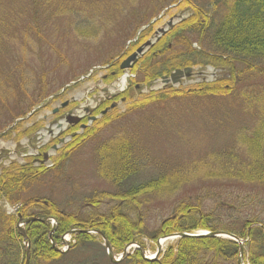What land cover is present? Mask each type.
<instances>
[{
	"label": "rangeland",
	"instance_id": "rangeland-1",
	"mask_svg": "<svg viewBox=\"0 0 264 264\" xmlns=\"http://www.w3.org/2000/svg\"><path fill=\"white\" fill-rule=\"evenodd\" d=\"M170 1H176V5ZM212 1L192 0L194 5L205 10L210 8ZM191 13V8L180 5V0H0V169L14 161L22 164L26 156L38 153L48 155L50 162L43 166L49 168L53 160L63 156L73 131H77L75 136L92 133L89 140L82 139L80 146L63 160L59 175L52 176L53 172H48L43 184L31 185L28 190L32 197L51 199L60 205L59 208L85 215L91 208L89 204H81L82 200L86 203L93 193L113 191L96 169L97 149L107 142L115 147L125 146L131 154L130 160L136 161L138 172L127 179L124 186L138 185L158 176L166 177L171 186L183 183L180 191L170 199L151 197L138 207L143 228L136 242L147 257L155 256L158 250L162 237L151 238L160 222L171 215L174 204L186 197L194 204L196 201L192 200H200L204 212H211L221 224L232 228L240 222L238 219L257 216L264 221V198L263 201L259 199L261 194L264 196V187L252 188L227 180L229 174L238 171L244 174L245 165L264 159V72L251 73L243 63L234 62L232 75L235 78L231 79L230 92L224 96L190 95L138 108L133 105L136 99H142L151 91L164 90L161 77L149 84L142 82L144 66L153 61L143 55L144 60L135 72H120L112 81L106 78L116 71L117 62L128 54H124L126 51L153 41L159 36V29L168 28L167 22H171V26L174 24L173 29ZM223 15V10L214 13V24ZM154 19L145 31L137 34ZM173 40L165 46L180 49ZM188 40L193 47L200 48L194 34L189 35ZM203 47H206L204 43ZM259 67L264 69V62ZM201 69L192 67L191 76L172 88H188L231 77L230 72L209 65ZM122 76H126L124 91L132 82L125 101L122 103L115 98L116 108L100 116L99 111L108 105L102 101L111 92L118 94ZM73 82L75 84L66 87ZM121 94L111 95V98ZM63 103L67 105L62 108ZM84 106L97 107V119L90 120L87 127L80 130L78 127L69 129L66 125L60 130L55 127L73 110L84 116L81 109ZM30 109L37 112L30 120L29 117L25 119L18 129L23 131L40 121L41 127L36 133L29 138L16 137L15 132L8 134L14 122L25 118ZM54 109L58 110L56 114H52ZM104 118L110 121L101 126ZM61 137L65 138L63 144L58 143ZM44 145H56L58 149L46 151ZM38 165L35 162V166ZM249 195H256V201L262 204L243 206L238 213L226 211L238 201L246 203L243 198ZM16 209L17 205L0 201L2 212L15 214ZM107 209L102 205L100 212ZM130 210L126 209L125 213ZM19 229L24 231L25 225ZM200 232L203 230L194 231V234ZM92 236L95 237L93 247L72 249L71 255L76 262L114 264L109 261L103 240L98 235ZM61 238L55 243L57 249L66 250L74 244L73 236H67V247L61 243ZM176 241L165 239L157 259ZM134 251L131 248L129 253ZM121 253L114 252L115 258ZM124 261L126 259L116 264Z\"/></svg>",
	"mask_w": 264,
	"mask_h": 264
},
{
	"label": "trees",
	"instance_id": "trees-1",
	"mask_svg": "<svg viewBox=\"0 0 264 264\" xmlns=\"http://www.w3.org/2000/svg\"><path fill=\"white\" fill-rule=\"evenodd\" d=\"M170 3L175 4L176 1ZM181 4L189 6L192 13L169 30L145 54L144 58L153 62L144 66L145 74L142 75V82L149 84L176 69L199 67L202 70L201 68L208 65L230 72L231 77L218 78L211 83L201 82L188 88L167 87L164 90L151 91L142 99L133 102L135 108L190 95L224 96L230 92L231 79L235 78L232 75L234 62L246 65L248 72H264V69L259 67L264 62V0H213L207 10L194 5L192 0H182ZM220 10L224 11V15L217 24H214V13L217 14ZM193 34L200 47L198 49L188 40V36ZM172 38L174 39L172 42L175 46L179 45L180 49L173 50V47L168 49V46H165ZM203 43L206 47H203ZM144 58L139 60L138 65H141ZM119 74L118 71L117 75ZM240 74L243 75L244 72ZM41 98L42 95L39 96V99ZM108 121L110 120L107 118L103 120L101 126L108 124ZM40 126L34 124L33 128L19 131V125H16L8 134L15 132L16 137L29 136ZM88 135L90 137H87ZM91 135L92 133H86L72 138L66 146L67 153H64L65 149L62 157L52 161L51 168L41 164L35 166L32 159H25L22 164L14 161L0 169V201L17 205L14 215H6L0 210V264L25 263L22 237L15 227L18 217L54 219L56 228L52 239L56 243L64 233L73 229L98 231L109 242L113 252L120 253L126 245L141 236L143 221L138 207L151 197L170 199L180 191L182 182L171 186L164 176H158L138 185L124 186V182L138 172L136 161L130 160L131 154L125 146L115 147L107 142L97 149L96 169H99L102 173L100 176L113 191L93 193L86 203L82 200L81 204L84 206L89 204L91 208L85 215L59 208L60 205L51 199L29 195L28 190L31 185L43 184L48 172H53L52 176L59 175L63 160L72 150L80 146L82 139L89 140ZM110 163L113 164L112 167ZM242 169L244 174L239 171L231 173L227 180L251 185L252 188L264 187V159L247 164ZM256 195L243 198L246 203L238 201L237 205H229L226 211L238 213L243 206L246 208L256 205L258 199ZM260 196L259 199L263 201L264 196L262 194ZM192 201H196L195 204L191 202L190 197H186L174 204L171 215L160 222L151 239L156 240L174 233L191 234L197 230L227 232L240 239H247L245 243L247 264H264V221H260L257 216L245 220L238 219L240 224L236 222L232 228L221 224L219 218L211 212H204L200 200L196 198ZM262 201L257 203L262 204ZM102 205L108 207L106 212H100ZM126 209L131 210L125 213ZM130 214H133V217ZM50 229L49 225L39 222L25 226V234L30 244L29 264H84V261L76 262V258L71 255L72 249L83 250L88 246L93 247L95 237L83 233L77 234L69 250L60 254L52 249L48 238ZM237 251V244L225 239L180 238L155 261L144 260L140 253L135 251L121 264H236ZM92 264L97 263L92 262Z\"/></svg>",
	"mask_w": 264,
	"mask_h": 264
},
{
	"label": "water",
	"instance_id": "water-1",
	"mask_svg": "<svg viewBox=\"0 0 264 264\" xmlns=\"http://www.w3.org/2000/svg\"><path fill=\"white\" fill-rule=\"evenodd\" d=\"M151 45L150 42L146 43L145 46ZM142 48H139L136 53L132 54L130 57L127 58V60L120 66L121 69H125L128 67L129 62L134 61L136 59V56L138 53H140ZM191 73L190 68H186L184 70H175L173 73L169 75V77H162L161 81L163 84H169L171 83L172 85H177L181 79L189 77ZM56 112V111H54ZM40 222V223H47L48 219H37V218H26V219H19L18 227L19 224H27L31 222ZM19 232L21 233L23 239H26V235L24 234L22 229H18ZM54 231V229L51 230V233ZM98 234L101 236V238L104 241V246L108 255V258L111 263H118L122 261L124 258H126L129 255V248L132 245H129L125 248L124 252L122 253L121 257L119 259H115V256L111 250L110 244L108 241L104 239L101 233L98 231H90V230H71L67 233V235H76V234ZM203 237H210V238H225L229 239L231 241H234L235 243L238 244V257H237V264H243V241L231 234L228 233H223V232H215V233H210V232H204V233H199V234H187V233H179V234H172L170 236L164 237L163 239H176V238H203ZM52 248L54 249L55 252H59V250L55 247V243L52 242ZM139 251L144 257V250L142 248H139ZM161 251L160 244H158V250L157 253ZM144 259L148 261H152L153 259H147L144 257ZM29 263V246L26 247L25 249V264Z\"/></svg>",
	"mask_w": 264,
	"mask_h": 264
},
{
	"label": "flooded vegetation",
	"instance_id": "flooded-vegetation-1",
	"mask_svg": "<svg viewBox=\"0 0 264 264\" xmlns=\"http://www.w3.org/2000/svg\"><path fill=\"white\" fill-rule=\"evenodd\" d=\"M168 23V22H167ZM141 46V45H140ZM140 46H138V47H140ZM138 47H136V49L138 48ZM135 49V50H136ZM135 50H133L131 53H129L128 55H126L124 58H122V57H120V58H122L121 60H119L118 62H117V68H119V65L130 55V54H132ZM122 55V54H121ZM138 61V60H137ZM137 63V62H136ZM136 63L134 64V65H136ZM114 64H116V63H114ZM134 65H133V67H134ZM132 67V68H133ZM131 68V69H132ZM115 69H116V67H115ZM130 69V70H131ZM129 70V71H130ZM115 73H116V71H112L111 73H110V75L111 76H114L115 75ZM129 86V85H128ZM135 88H138V85H135ZM111 100V99H110ZM105 101V100H104ZM104 101H102V102H104ZM118 101H120V102H124L125 101V99L124 98H119L118 99ZM111 102H109V104L107 105V106H105L102 110H100L99 111V115L101 114V112H103L105 109H109V107H110V105L112 104H110ZM101 104V103H100ZM100 104H98V105H100ZM97 109V107H94L93 109H91V110H88L87 108H84L83 109V111H84V116L82 117V119L80 120V122H78L76 125H73V126H70V127H82L85 123H84V119H85V121H87V120H90L93 116H95V115H93V113H94V111ZM73 112V111H72ZM96 117V116H95ZM59 140H61V139H59Z\"/></svg>",
	"mask_w": 264,
	"mask_h": 264
},
{
	"label": "bare ground",
	"instance_id": "bare-ground-1",
	"mask_svg": "<svg viewBox=\"0 0 264 264\" xmlns=\"http://www.w3.org/2000/svg\"><path fill=\"white\" fill-rule=\"evenodd\" d=\"M124 85H125V79L124 78H122L121 80H120V83H119V87H118V89H122L123 87H124ZM163 242H164V240L163 241H161V245L163 244Z\"/></svg>",
	"mask_w": 264,
	"mask_h": 264
}]
</instances>
